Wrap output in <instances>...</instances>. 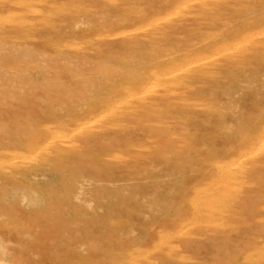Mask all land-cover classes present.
Listing matches in <instances>:
<instances>
[{
	"label": "rangeland",
	"instance_id": "374dc122",
	"mask_svg": "<svg viewBox=\"0 0 264 264\" xmlns=\"http://www.w3.org/2000/svg\"><path fill=\"white\" fill-rule=\"evenodd\" d=\"M186 1L0 0V264H264V0Z\"/></svg>",
	"mask_w": 264,
	"mask_h": 264
},
{
	"label": "bare ground",
	"instance_id": "6f19581e",
	"mask_svg": "<svg viewBox=\"0 0 264 264\" xmlns=\"http://www.w3.org/2000/svg\"><path fill=\"white\" fill-rule=\"evenodd\" d=\"M186 1V0H185ZM199 1V0H198ZM228 1H231V0H228ZM166 2V1H165ZM187 2V1H186ZM193 2V1H192ZM209 2V1H208ZM219 2H221V0L219 1ZM225 2V1H224ZM236 2H238V0L236 1ZM243 2V1H242ZM245 2V1H244ZM200 3V2H199ZM204 3H206L205 1H204ZM216 3H217V1H216ZM226 3H227V1H226ZM160 4H162V3H160ZM180 4V3H179ZM182 4H183V2H182ZM196 4V3H195ZM212 4V3H211ZM217 4H219V3H217ZM225 4V3H224ZM181 6V5H180ZM184 6V5H183ZM186 6V5H185ZM217 6V5H216ZM216 6L214 7V8H216ZM126 7V6H125ZM175 7V6H174ZM194 7V6H193ZM213 10H216V9H213ZM169 12V11H168ZM180 24H182V23H180ZM182 26V25H181ZM184 26V25H183ZM176 30V29H175ZM155 36V35H154ZM152 38V37H151ZM145 39V38H144ZM169 57H171V56H169ZM162 61V60H161ZM175 65V64H174ZM180 65V64H179ZM176 67V66H175ZM171 68V67H170ZM167 69H169V68H167ZM135 90H136V88L135 87H133ZM143 88V87H142ZM146 88V87H145ZM147 89V88H146ZM131 90V89H130ZM133 90V89H132ZM131 90V91H132ZM133 92V91H132ZM136 92V91H135ZM135 92H133V93H135ZM130 94V93H129ZM109 96V95H108ZM125 96V95H124ZM117 98H119V97H117ZM114 100V99H113ZM109 103H107V105H108ZM100 131V130H99ZM179 144H181V143H179ZM55 181V180H54ZM4 213V212H3ZM207 232H209V230H207ZM213 232V231H212ZM210 233V232H209ZM216 236H218V232H213V233H211V234H209L208 235V238L211 240L212 238H214V237H216ZM262 239V238H261ZM248 256V255H247ZM200 258H202V259H204V258H206V254H204V255H202V257H200ZM244 258V257H243ZM242 258V259H243ZM245 260H243V262H244ZM247 261V260H246ZM251 261V260H250ZM200 263H202V264H204L202 261H200ZM199 263V264H200ZM198 264V263H197ZM234 264H236V263H234Z\"/></svg>",
	"mask_w": 264,
	"mask_h": 264
}]
</instances>
